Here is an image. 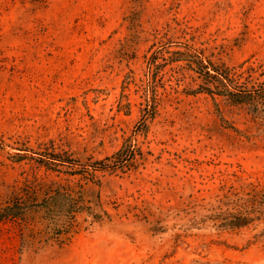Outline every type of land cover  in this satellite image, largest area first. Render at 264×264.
Returning <instances> with one entry per match:
<instances>
[{"label":"rangeland","instance_id":"obj_1","mask_svg":"<svg viewBox=\"0 0 264 264\" xmlns=\"http://www.w3.org/2000/svg\"><path fill=\"white\" fill-rule=\"evenodd\" d=\"M210 64L264 81V0H0V208L65 188L109 215L4 221L0 264H264V221L207 219L264 194V112L208 94Z\"/></svg>","mask_w":264,"mask_h":264},{"label":"trees","instance_id":"obj_2","mask_svg":"<svg viewBox=\"0 0 264 264\" xmlns=\"http://www.w3.org/2000/svg\"><path fill=\"white\" fill-rule=\"evenodd\" d=\"M201 75L205 77L209 88L206 92L212 96L224 97L233 105H249L254 109L264 112V81L240 83L241 79H234L224 70L217 69L210 64L204 67ZM264 76V71L261 73ZM253 83L249 85V83ZM146 118L143 119V124ZM119 151L116 157L121 156ZM50 160L45 161L47 167L52 168L68 166L75 168L71 160L60 155H50ZM123 165V161L119 164ZM110 168L106 162H96L86 168L85 174L95 176V172ZM115 169V168H114ZM117 169V167H116ZM115 169V170H116ZM76 173V172H75ZM36 196L33 200L26 199L22 202H10L0 208V224L7 220H24L30 210H36L41 214L44 225L46 240L59 239L67 235L74 228L77 216L86 214L93 221L101 222L105 217L109 218L107 212H97V205L92 201H86L80 193L61 188L47 194L40 202ZM25 201V202H24ZM218 207L207 219L214 223L219 229L237 230L246 228L255 222L264 221V194H232L218 200ZM224 208V209H223ZM264 237V230L256 235V238Z\"/></svg>","mask_w":264,"mask_h":264}]
</instances>
